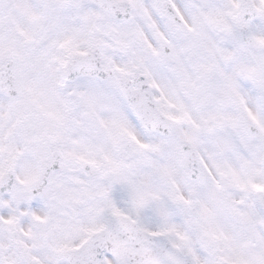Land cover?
<instances>
[{
  "label": "snow or ice",
  "instance_id": "6c2138e0",
  "mask_svg": "<svg viewBox=\"0 0 264 264\" xmlns=\"http://www.w3.org/2000/svg\"><path fill=\"white\" fill-rule=\"evenodd\" d=\"M0 264H264V0H0Z\"/></svg>",
  "mask_w": 264,
  "mask_h": 264
}]
</instances>
